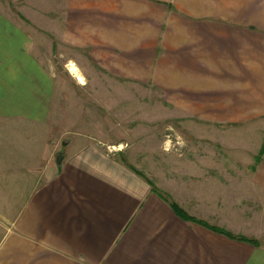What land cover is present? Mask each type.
<instances>
[{"label":"crops","instance_id":"obj_1","mask_svg":"<svg viewBox=\"0 0 264 264\" xmlns=\"http://www.w3.org/2000/svg\"><path fill=\"white\" fill-rule=\"evenodd\" d=\"M15 3L0 0V264H264V245L199 222V185L182 181L199 174L159 183L83 139L56 161L37 0ZM61 21L64 42L194 117L264 118V0H63ZM20 124L35 126L29 153ZM9 178L22 201L10 215ZM20 178H37L28 197ZM252 181L264 190V150Z\"/></svg>","mask_w":264,"mask_h":264},{"label":"rangeland","instance_id":"obj_2","mask_svg":"<svg viewBox=\"0 0 264 264\" xmlns=\"http://www.w3.org/2000/svg\"><path fill=\"white\" fill-rule=\"evenodd\" d=\"M6 1L18 13L17 0ZM30 9L37 10V49L53 78L44 127L57 147L56 156L65 151L66 142L83 139L105 146L159 183L177 184L178 177L199 174L198 179L182 178L199 185V221L264 245V190L252 181L264 150V118L227 125L194 117L164 100L156 85L105 71L85 49L64 42L63 0H37V7ZM20 125L25 132L20 142L29 153L37 145L35 126ZM18 179L8 180L9 215L22 202L15 193ZM23 182L28 197L37 178H20ZM2 213L7 214L0 199V224L5 223ZM223 219L234 232L220 227L226 225Z\"/></svg>","mask_w":264,"mask_h":264},{"label":"trees","instance_id":"obj_3","mask_svg":"<svg viewBox=\"0 0 264 264\" xmlns=\"http://www.w3.org/2000/svg\"><path fill=\"white\" fill-rule=\"evenodd\" d=\"M154 189L156 190V188H154ZM199 222H200V221H199ZM201 223H202V222H201ZM204 224H205V223H204ZM212 227L215 228V229L218 230V231H221V232H223V233L229 235V236L236 237V238H239V239L246 240V241L252 242V243H254V244H257L256 242H254L253 240H251V239H249V238H247V237H244V236H241V235L236 236V235H233V234H231L230 232H228V231H226V230H224V229L217 228V227H214V226H212Z\"/></svg>","mask_w":264,"mask_h":264},{"label":"bare ground","instance_id":"obj_4","mask_svg":"<svg viewBox=\"0 0 264 264\" xmlns=\"http://www.w3.org/2000/svg\"><path fill=\"white\" fill-rule=\"evenodd\" d=\"M70 70H71L72 72H75V71H76L75 66H74V65H71ZM76 77H77V79H81L80 76H76ZM80 82H81V81H80Z\"/></svg>","mask_w":264,"mask_h":264},{"label":"water","instance_id":"obj_5","mask_svg":"<svg viewBox=\"0 0 264 264\" xmlns=\"http://www.w3.org/2000/svg\"><path fill=\"white\" fill-rule=\"evenodd\" d=\"M60 159H61V155H57L56 156V161L59 163L60 162Z\"/></svg>","mask_w":264,"mask_h":264}]
</instances>
